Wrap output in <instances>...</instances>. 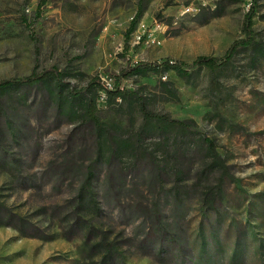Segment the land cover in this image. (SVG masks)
<instances>
[{"label": "rangeland", "instance_id": "obj_1", "mask_svg": "<svg viewBox=\"0 0 264 264\" xmlns=\"http://www.w3.org/2000/svg\"><path fill=\"white\" fill-rule=\"evenodd\" d=\"M40 1L0 0V80L62 74L0 92V264H264V0L215 70L251 0Z\"/></svg>", "mask_w": 264, "mask_h": 264}, {"label": "trees", "instance_id": "obj_2", "mask_svg": "<svg viewBox=\"0 0 264 264\" xmlns=\"http://www.w3.org/2000/svg\"><path fill=\"white\" fill-rule=\"evenodd\" d=\"M45 0H41L39 2L38 8H40V5L44 3ZM257 0H251V5L249 10L245 13L244 15V20H243V25H242V30L244 37L238 40H235L231 43V45L227 48L225 55L222 59L217 58V57H211V56H198L195 58L191 66H197L199 68L205 67L210 70H215L220 68L222 65L226 63V61L237 51L238 47H243L251 44L252 42V36H253V13H254V7L256 4ZM133 22L130 24L128 29L126 30V38L129 36L130 32L132 31L133 28ZM160 67H174L177 68L179 73L186 74V70L183 69L182 64L178 63H171L169 60H164L160 64H152L148 62H137L135 63L132 67H130L126 72L123 74H128V73H142L146 72L147 70H152V69H157ZM57 80L59 82L62 81V74L54 67L43 69L40 72H31L30 74L23 76V77H11V78H6V79H1L0 80V92L2 91H7L10 90L14 87H20V86H31V85H37L45 81L49 80ZM98 89H102V85L100 84L99 80L97 78H93L88 85L81 90H75V89H70V93L78 96L83 92H95ZM128 91L127 90H120V89H114V90H107L106 93L109 95H124ZM139 109L140 112L143 116V119L145 121H162L168 125L175 126L178 128H187L188 126V121L176 119V118H171L168 115L165 114H158L155 113L147 108V106L140 101L139 102ZM86 114L88 118L91 121L96 122L97 121V116H96V102L95 98H90L87 101L86 104ZM113 259L109 255V249H106V253L101 257L100 263L99 264H112Z\"/></svg>", "mask_w": 264, "mask_h": 264}, {"label": "built area", "instance_id": "obj_3", "mask_svg": "<svg viewBox=\"0 0 264 264\" xmlns=\"http://www.w3.org/2000/svg\"><path fill=\"white\" fill-rule=\"evenodd\" d=\"M198 7L194 6L193 3H187V4H182L181 5V14H195L198 11ZM142 35L141 34H134L133 35V42L134 43H138L141 40ZM147 42H153L154 39L150 38V35H147L146 38ZM101 85H102V89L100 94L104 95V92H106L107 90L112 89V84L110 83V81H108L105 78H101Z\"/></svg>", "mask_w": 264, "mask_h": 264}]
</instances>
